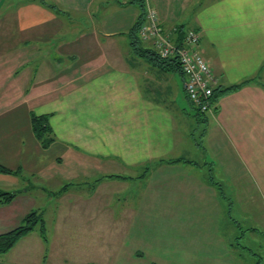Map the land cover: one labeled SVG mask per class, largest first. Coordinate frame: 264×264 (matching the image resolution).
Masks as SVG:
<instances>
[{"label": "crops", "instance_id": "crops-1", "mask_svg": "<svg viewBox=\"0 0 264 264\" xmlns=\"http://www.w3.org/2000/svg\"><path fill=\"white\" fill-rule=\"evenodd\" d=\"M60 1L63 8L81 13L80 18L63 21L66 11L38 0H0V164L21 171L0 173V188L16 192L11 202L0 204V233L17 226L28 212L40 210L38 197L47 190L35 194L39 184L34 181L54 183L56 199L63 200L71 195L70 182H60L73 176H81L75 201L86 250L96 251L79 264L99 262L105 242L112 240L106 237V218L127 219L113 225L123 233L129 218L150 217L154 204L161 208L158 217L180 219L177 239L187 248L232 245L218 229L219 215L226 214L237 227L246 217L264 227V0H149L164 27L185 23L198 31L199 49L216 85L259 75L223 94L208 115L209 148L217 158L211 165L174 153L178 145L183 149L186 143L187 148L195 144L189 131L197 119L184 102L192 108L182 76L150 65L129 49L126 31L138 11L122 25L123 31L119 20L106 29L92 25L90 17L94 8L104 10L109 3ZM128 2L114 3L123 8ZM73 23L79 35L57 34ZM31 113L49 114L55 139L46 149L32 133ZM50 151L53 155L45 157ZM63 154L73 155L69 157L78 173L68 172L71 163L57 164ZM232 159L237 172L224 164ZM203 166H210L207 175ZM219 167L228 170L231 183L215 177ZM140 168L145 170L137 175L138 200L117 216L106 214V191L127 186V178L135 174L125 171ZM66 210L73 216L69 207ZM199 215L204 220L199 221ZM125 231L133 242L143 243L141 235L137 240ZM46 240L38 230L31 231L0 254V264H68L64 256L53 259L51 245L44 251ZM67 249L65 245L60 252ZM131 255L141 258L145 252L138 249Z\"/></svg>", "mask_w": 264, "mask_h": 264}, {"label": "rangeland", "instance_id": "rangeland-1", "mask_svg": "<svg viewBox=\"0 0 264 264\" xmlns=\"http://www.w3.org/2000/svg\"><path fill=\"white\" fill-rule=\"evenodd\" d=\"M12 1L19 3L24 0ZM44 1L47 2L46 4H49L53 9H55L56 5H58L60 9L66 11V15L62 17L63 21L68 20V18H80L81 13L63 8L61 5L62 1H60V4H58V0ZM75 1L83 3L85 0ZM99 1L101 0H94L95 6ZM103 1L104 3H109L106 6V9L100 10L97 9V7L93 9L92 6L90 8V10L93 9L94 13V17H90L92 18V20H90L92 25L100 26L101 28L109 29L108 25L113 26L112 22L114 20L116 22L119 20L121 22V30L123 31V26L133 20L135 15L134 11H139L136 4L132 5V3L129 2L126 3L123 8H118L114 3L116 0ZM119 1L122 2V0ZM202 1H205L206 3L208 2V0ZM73 8L75 9V6H73ZM146 10L148 12L147 8ZM57 13H59L58 10ZM158 22L160 23L159 16ZM122 31H120V33ZM64 32H67V35H79V26H76L75 23H73L72 26L68 25L66 29L60 31L58 30L57 34ZM152 42L153 41H151V44ZM122 43L126 42L120 41V44ZM40 47L43 48V50L46 49L44 44H40ZM184 102L186 103L187 108L194 113L192 108L189 107L187 101ZM208 115H210V113L206 114L207 117ZM192 121L193 123L189 134L192 135L193 142L195 144H192L191 148H187L186 143L183 149L178 145L174 153L181 154L182 156L194 159L195 161L199 160L200 163L206 161L208 165H211V160H215V162H217L216 155H214L209 148V128L207 124L203 121L201 122L194 119H192ZM189 142H191V138ZM51 155H53V151H50L44 156L48 157ZM59 156L60 154L58 157ZM69 156L73 155L69 154L67 156L63 154L61 158H57V164L60 162L69 164L74 161V158ZM45 157H43V160ZM230 162L223 163L225 165H232L233 172H237L238 166L236 165L234 159ZM64 164H62L60 168H64ZM68 167L69 173H78L77 166L72 165L71 163ZM209 168L210 166H208V168L206 166L202 167L201 170L204 172V175H207ZM144 170L145 168H140L139 170L135 169L134 171H125L135 174V176L127 178L128 185L121 187L120 189L117 187L115 191L112 189H110L109 192L108 190L106 191L104 203V210L106 214L110 213L117 216L118 213L122 211L124 206L135 203L138 200V196L141 195V182L140 179L137 178V175L142 174ZM227 172L228 170H221V167H219L214 171V175L215 177L218 176L219 178H223L227 183H231L226 174ZM19 173H21V171ZM80 180L81 176H73L70 179L60 182H70L68 185V193L71 195L63 200H60V198H58V200L56 199L55 192L57 189L54 188V183L48 184L49 182H46L43 179L34 181L39 184V186H35V194L37 190H42L44 188L47 190H45V194L42 193L39 197L37 196L38 206H40V210L38 211L42 212V217L45 221V235L47 240L44 244V251L48 252L47 246L48 244L51 245V247H54L55 253L53 259L58 261V255L61 258L64 256L68 264H79L84 260L91 259V256L96 255L95 250H86L87 246L86 243H84V234L81 231V214L79 210L76 212V209L80 207L79 204L76 206L77 201H75V197H77L81 191V188L79 187ZM108 194H110L109 198ZM168 203L169 206L173 204V202ZM66 207L71 209V213L69 214H73V216L68 217L66 214ZM57 208L61 209L60 213L58 210L56 211ZM150 210L151 212H148L150 217L147 215V217L138 216V218H129V224L122 225L125 226L128 233L131 231L130 234L133 238L136 236L137 240H139V236L141 235V238L143 239V243L141 245L138 244V241L133 242V240L129 238V235H127L125 229H123V233H118V227L117 230L114 229V222L117 224L118 221L125 223L127 219L118 217L106 218V237L112 240L105 242L104 249H102L103 253L100 252L99 258L97 259L99 262H96V264H264V227L259 223L254 222L251 218H243L240 220L241 227H237L234 223L231 224V221L226 214H224V216L219 215L217 219L218 224L221 226L218 227V229L225 238L226 242L228 244L231 243L232 245H221L218 249H205L200 248V246L198 247L196 244L195 246L187 248L185 245H182L181 242H178L177 239L176 225L180 219L176 217H158L156 212L161 210L158 204H154ZM174 211H176L175 208ZM198 220L202 221L204 219L201 215H199ZM188 221L189 219L186 220V222ZM250 226L256 227L257 230H245L247 228H251ZM37 230L38 229H36V231ZM65 245L68 246L67 251L63 250V252H60V250L64 249ZM138 249L145 252L144 257L139 258L131 255L132 251Z\"/></svg>", "mask_w": 264, "mask_h": 264}, {"label": "trees", "instance_id": "trees-1", "mask_svg": "<svg viewBox=\"0 0 264 264\" xmlns=\"http://www.w3.org/2000/svg\"><path fill=\"white\" fill-rule=\"evenodd\" d=\"M36 1V0H32ZM40 3L46 4L44 0H38ZM129 3H134L138 7V15L136 20L132 23L129 29L126 31V36L128 40L129 49L136 56L145 59L149 62L150 65L156 66L158 68H162L163 70L174 71L175 73L182 76L183 79V92L185 94L186 99L189 101L194 113L193 117H196L198 121H207L206 114L209 112H200L198 107L194 105L192 101L189 100L185 89H184V75L181 70L180 62L176 55H167L162 56L159 52V49L153 44V37L148 36L147 34L143 35L141 33L142 27L146 24L147 20V10L153 11L158 14L154 6L150 3L149 0H129ZM50 6L49 4H46ZM51 7V6H50ZM157 25L161 28V34L169 39L173 44L179 45L185 36L189 32L198 33V31L192 27L187 26L185 23L180 25H173V27H164L163 24L158 22ZM199 35V33H198ZM200 40V36H199ZM199 45V41H198ZM263 66L260 68L262 70ZM258 76L250 77L245 79L244 81L233 84L230 86H220L215 85L212 92V101H213V111L216 110L215 102L225 93L236 90L247 83H252L254 80H257ZM49 114H40L36 115L31 113L30 115V123L31 130L38 141L40 146L43 149H46L53 141L54 134L51 127L48 124ZM20 169L11 170L0 164V173H19ZM15 191H5L0 188V204H7L12 201L15 197ZM240 227V226H238ZM38 229L41 237L45 240V224L40 212L36 210H32L24 215L20 223L14 228L0 233V254L6 253L9 251L14 245L25 235L30 233L31 231ZM245 230H255L254 228H247ZM94 264V263H88Z\"/></svg>", "mask_w": 264, "mask_h": 264}, {"label": "built area", "instance_id": "built-area-1", "mask_svg": "<svg viewBox=\"0 0 264 264\" xmlns=\"http://www.w3.org/2000/svg\"><path fill=\"white\" fill-rule=\"evenodd\" d=\"M158 16L147 12L146 24L141 33L153 37V44L162 56L176 55L184 75V89L190 101L200 112H213L212 92L216 85L214 74L199 49L198 33L189 32L179 44H173L161 34L157 25Z\"/></svg>", "mask_w": 264, "mask_h": 264}]
</instances>
